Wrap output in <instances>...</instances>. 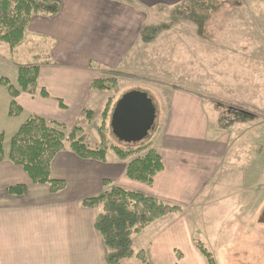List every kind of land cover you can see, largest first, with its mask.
Masks as SVG:
<instances>
[{
  "label": "rangeland",
  "instance_id": "rangeland-1",
  "mask_svg": "<svg viewBox=\"0 0 264 264\" xmlns=\"http://www.w3.org/2000/svg\"><path fill=\"white\" fill-rule=\"evenodd\" d=\"M124 3L136 6L133 0ZM192 10L205 18L191 19ZM142 12L145 14L140 18V43L136 46L139 55L132 59L133 49L122 61L119 71L108 73V78L101 71L100 79L115 81L114 87L107 92L92 90L87 107L75 118L74 127L82 129L83 142L92 149L106 148L109 159L116 157L112 147L130 146L112 135L109 115L103 114L107 103L111 109L129 91L146 93L156 107L157 117L146 138L151 141L163 116V106H159L155 94L162 93L169 98L179 91L202 95L205 105L211 103L217 117L215 121L209 120L208 138L214 132L224 133L230 137V151L218 173L220 178H214L215 187L210 185L211 190L202 201L198 199L191 207L132 234L134 257L126 263L141 264L135 255L146 249L176 214H184L193 235L192 248L196 250L194 241L198 239L210 253L213 264H264V0H185L175 6H159ZM147 27L150 30L145 35L153 38L144 43L141 33ZM9 51L8 45L0 42V77L15 85V65L32 63L35 54L43 60L47 43L27 42L12 53ZM86 111L92 112L89 119ZM11 118L8 112L0 110L5 152L27 115ZM65 146L64 151H69L68 143ZM232 157L238 161L233 163ZM80 185L77 177L69 191L79 190ZM96 188H90L86 195L91 197L104 190ZM78 200L80 208L82 199ZM85 210L77 209L78 225H87L96 217L95 210ZM89 234L76 247L73 245L69 253L72 257L66 258V264H104L101 239L91 231ZM180 254L175 255L176 261L171 260L174 264L181 263ZM146 258L148 264H153ZM200 258L206 264L201 255ZM163 264L169 262L163 260Z\"/></svg>",
  "mask_w": 264,
  "mask_h": 264
},
{
  "label": "crops",
  "instance_id": "crops-1",
  "mask_svg": "<svg viewBox=\"0 0 264 264\" xmlns=\"http://www.w3.org/2000/svg\"><path fill=\"white\" fill-rule=\"evenodd\" d=\"M57 1L61 4L60 12L55 16L34 15L18 45L45 42V57L42 60L35 54L32 63L15 65H37L38 86L48 97L21 93L15 102L22 109L21 115H35L72 128L75 118L87 107L91 83L101 78V71L108 78V73L119 71L133 49L131 58L139 55L136 46L140 43L142 10L175 6L185 0H133L136 6L118 0ZM36 56L40 57L38 62H34ZM1 90L0 110L8 112L10 96L5 89ZM164 96L155 94L159 106H163V116L151 143L161 158L162 171L156 174L151 186L125 176L129 159H109L108 154L105 162L100 163L76 159L70 151L60 152L52 161L50 176L64 181L66 187L56 194H51L47 185L31 183L21 167L7 159L0 162V264H66L73 245L76 247L87 234L90 237V231L95 233L94 221L77 224V209L87 211L77 206L78 199L87 198L90 188L102 190V180L183 210L209 194L210 185L215 187L214 178H218L225 165L230 137L214 132L208 138L209 120L215 121L217 112L211 103L205 105L202 95L176 91L169 98ZM231 153L234 155L235 150ZM236 161L233 158V163ZM77 177L80 189L69 191ZM15 185H24L26 194L7 195L5 190ZM175 216L143 250L146 256L153 264H163V260L174 264L175 255L181 253L179 264H204L192 248L193 235L186 216Z\"/></svg>",
  "mask_w": 264,
  "mask_h": 264
},
{
  "label": "trees",
  "instance_id": "trees-1",
  "mask_svg": "<svg viewBox=\"0 0 264 264\" xmlns=\"http://www.w3.org/2000/svg\"><path fill=\"white\" fill-rule=\"evenodd\" d=\"M118 1L124 3L128 0ZM130 2L132 3V0ZM60 8L61 4L57 0H0V42L7 44L13 50L24 40L34 15L55 16L60 12ZM189 17L201 21L205 18V16H197L196 13L189 14ZM148 30H150L148 27L142 29L141 37L144 43L151 42L153 38L145 35ZM39 60L40 57H34V62ZM47 63L48 60L45 61V64ZM38 73L37 65L20 66L17 68L15 85L10 84L4 77L0 78V85L10 96L9 117L21 114L22 109L15 102L21 93L48 97L45 90L38 86ZM112 82L115 81L97 79L91 83V89L101 92L111 91L114 87ZM115 103L116 101L111 109L107 103L103 112L104 116L109 115V119ZM60 105L63 107L62 103ZM91 114V111L85 112L88 119ZM81 130L78 127L68 128L35 115H28L11 137L7 156L4 150L5 137L0 133V162L7 159L13 165L21 167L31 183L47 185L49 192L56 194L63 191L66 184L62 180L51 178V164L53 159L66 149V143L69 151L82 160L100 163L106 160L107 149L89 148L83 142ZM111 150L119 160H130L125 168V176L130 180L151 186L156 174L162 171L161 158L157 150L152 148L150 140L131 143L126 149L112 147ZM102 189L104 190L98 194L82 199L79 206L83 209L95 210L97 213L93 230L101 239L105 250L104 264H127L126 261L134 257L132 234H137L144 227L170 214L181 212L182 209L112 186L108 181H102ZM5 192L10 196L21 197L27 190L24 185H15L7 188ZM194 247L206 264H213L210 253L204 249L198 239L194 241ZM135 257L141 264H148L143 250H140Z\"/></svg>",
  "mask_w": 264,
  "mask_h": 264
},
{
  "label": "water",
  "instance_id": "water-1",
  "mask_svg": "<svg viewBox=\"0 0 264 264\" xmlns=\"http://www.w3.org/2000/svg\"><path fill=\"white\" fill-rule=\"evenodd\" d=\"M155 118V106L147 94L129 91L115 103L110 116L111 133L123 143L141 142L148 137Z\"/></svg>",
  "mask_w": 264,
  "mask_h": 264
}]
</instances>
